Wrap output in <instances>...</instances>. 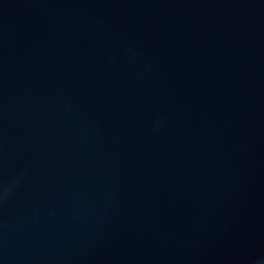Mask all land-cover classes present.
<instances>
[{"label":"water","instance_id":"1","mask_svg":"<svg viewBox=\"0 0 264 264\" xmlns=\"http://www.w3.org/2000/svg\"><path fill=\"white\" fill-rule=\"evenodd\" d=\"M0 264H264V0H0Z\"/></svg>","mask_w":264,"mask_h":264}]
</instances>
